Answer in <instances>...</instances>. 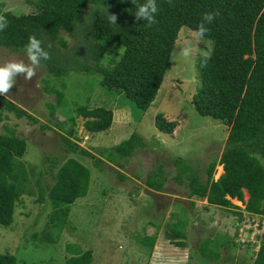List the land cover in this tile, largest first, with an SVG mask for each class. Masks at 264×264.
Wrapping results in <instances>:
<instances>
[{"label":"rangeland","instance_id":"374dc122","mask_svg":"<svg viewBox=\"0 0 264 264\" xmlns=\"http://www.w3.org/2000/svg\"><path fill=\"white\" fill-rule=\"evenodd\" d=\"M33 1L0 0V12H34ZM85 21L75 26L76 32L83 31L79 25ZM193 32L186 26L179 28L161 84L145 110L135 106L122 92L103 87L97 74L69 70L56 76L40 66L30 81L16 77L15 86L1 97L33 115L38 122L31 123L24 116L16 117L12 111H2L6 118L0 121V133L4 127L13 128L25 140L26 148L19 158L25 176L14 201L12 221L7 226L0 225V253L12 254L14 264H67V257L85 250L91 255L88 264H253L256 249L248 243L254 237L237 235L231 213L235 207L204 209L199 202L202 199L188 196L187 188L173 178V160L179 157L203 179L205 167L223 149L228 130L222 120L200 115L191 106V95L199 82L195 63L208 45L205 39L196 40ZM60 37L65 45L59 49L67 52L75 36L61 30ZM185 42L193 49L188 59L180 55ZM118 48L122 47L107 44L100 64L111 65L120 55ZM13 60L28 63L25 52L0 47V65ZM79 105L110 108L109 128L98 132L82 130V119L74 112ZM158 112L175 121L170 134L154 126V115ZM54 122L72 125L74 135L70 138L90 155L64 152L61 149L64 132ZM40 123L48 127L41 128ZM131 132L139 134L144 144L130 156L116 163L98 156L99 151L117 144ZM91 155L101 159L99 167L93 165ZM66 156L74 157L88 168L89 182L86 194L67 205V214L60 224L57 219H50L53 208L49 201L38 200V189L52 182V163L47 158H55L59 163ZM261 163L264 167V159ZM157 166L165 177L161 192L175 196L168 198L145 186L147 173ZM221 172V166L215 165L212 177L217 178ZM230 201L239 211L243 210V202L234 198ZM262 219L264 225V216ZM177 224L184 231V246L175 244L177 238L169 230V226ZM259 230L262 235L264 226ZM205 238L215 241L207 248H200ZM214 249L219 259L208 263L200 260L205 252Z\"/></svg>","mask_w":264,"mask_h":264},{"label":"trees","instance_id":"16d2710c","mask_svg":"<svg viewBox=\"0 0 264 264\" xmlns=\"http://www.w3.org/2000/svg\"><path fill=\"white\" fill-rule=\"evenodd\" d=\"M144 2L35 0L34 12H0V16L8 20L7 28L0 31V47L24 52L28 37L34 35L50 53L49 60L41 61L47 73L60 76L70 70L97 74L103 87L122 92L135 106L145 110L161 84L179 28L186 26L195 31L205 12L217 13L214 20L205 25L210 31L204 39L213 42V51L206 64L202 63L203 57L196 60L199 82L190 103L198 114L226 123L224 147L205 167L203 179L179 157L173 160V178L187 188L188 196L229 210L235 207L236 210H231L235 219L239 220L242 213L231 203V198L243 202L246 212L264 216V167L261 163L264 159V0H171V4L167 0H156L159 11L151 27L134 17L136 4ZM108 14L117 16L115 24L109 22ZM83 19H86L84 25H79L83 31L76 32L75 26ZM61 30L75 36L67 52L59 49L65 45L60 37ZM107 44L121 46L125 51L111 65L103 66L100 61ZM3 110L12 111L16 117L24 116L31 123L38 122L33 115L0 96V121L6 118ZM74 112L81 117L82 130L86 132L106 130L112 122V110L103 105H79ZM50 116H53L52 111ZM70 121L73 123V118ZM54 124L64 132L61 135L64 152L90 155L70 138L74 135L72 125ZM39 126L48 127L44 123ZM154 126L170 134L175 121L158 112L154 115ZM4 128L0 133V225L7 226L12 221L14 201L24 184L25 170L19 158L26 142L13 128ZM143 144L142 137L131 132L117 144L99 151L98 156L103 155L108 162L116 163ZM91 156L93 165L99 167L101 159ZM47 159L52 163V182L47 187L39 186L38 200L49 201L53 208L50 219L55 218L61 224L67 214V205L86 194L89 171L72 156L64 157L59 163L55 158ZM217 164L222 172L214 179L212 175ZM164 181L162 170L157 166L147 173L144 184L151 190L162 191ZM177 222L181 221L174 223ZM169 230L177 238L175 244L184 246L182 226L171 225ZM214 241L205 238L199 247L207 248ZM219 256L214 249L205 252L204 259L200 260L208 263ZM90 259V252L85 250L67 257L66 263L88 264ZM14 262L12 254L0 253V264ZM253 264H264V233L259 237Z\"/></svg>","mask_w":264,"mask_h":264},{"label":"clouds","instance_id":"9594fccd","mask_svg":"<svg viewBox=\"0 0 264 264\" xmlns=\"http://www.w3.org/2000/svg\"><path fill=\"white\" fill-rule=\"evenodd\" d=\"M135 3V0H131ZM171 4V0H167ZM159 8L156 0H145L142 4H136V11L134 17L137 21L146 22V27H151L156 23L155 16ZM217 13L205 12L202 15L201 22L198 24L196 30L192 33L196 40H203L209 33L210 29L205 25L210 24ZM109 22L116 23L117 16L115 14H108ZM8 26V20L5 16H0V31H3ZM212 41H208L207 50L201 51L200 55L203 57L202 63L206 64L207 60L211 58L213 51ZM193 50L189 42H185L180 49V55L188 59L190 51ZM117 51L122 56L125 51L123 48H118ZM24 52L28 63L23 60L9 61L0 65V96H6L15 86L16 77L23 76L26 81H30L36 75V69L41 66V61L49 60L50 53L42 47V41L37 39L34 35L28 37V41L24 46Z\"/></svg>","mask_w":264,"mask_h":264},{"label":"built area","instance_id":"2783aa9c","mask_svg":"<svg viewBox=\"0 0 264 264\" xmlns=\"http://www.w3.org/2000/svg\"><path fill=\"white\" fill-rule=\"evenodd\" d=\"M240 212L242 213V217L239 220L235 219V222H234L235 231H236L238 236L244 235V236H247V238H248V236L252 235L254 237V240L250 241L252 243H248V244H250V245L254 244L253 246H255V249H256L258 246V241H259V240L258 241L256 240V237L261 236V231L259 229H261V227L264 226L262 223L263 222V219H262L263 216L248 213L244 209L243 210L240 209ZM259 224H261V225H259ZM248 230L249 231L251 230V232H249ZM253 230H255L254 231L255 233H253ZM247 232H249V233H247ZM239 239L241 241L243 240L242 238H239Z\"/></svg>","mask_w":264,"mask_h":264},{"label":"crops","instance_id":"0c3cea01","mask_svg":"<svg viewBox=\"0 0 264 264\" xmlns=\"http://www.w3.org/2000/svg\"><path fill=\"white\" fill-rule=\"evenodd\" d=\"M152 192H155V193H157V194H160V195H163V196H166V197H168V198H171L170 196H175V195H171V194H167V193H163V192H161V191H154V190H151ZM170 195V196H169ZM243 195H245L244 197H246V193H245V191H243ZM79 198V197H78ZM190 198H188V200H189ZM236 200V199H235ZM200 202V204H203L204 206H203V208L204 209H208L209 211H211V206H213V207H218V206H215V205H210V204H207L206 203V201H205V199H202L201 201H199ZM220 208H222V207H220ZM221 211H224V209L223 210H221ZM215 214H219V212H215ZM218 217H219V215H217ZM216 221V220H215Z\"/></svg>","mask_w":264,"mask_h":264}]
</instances>
